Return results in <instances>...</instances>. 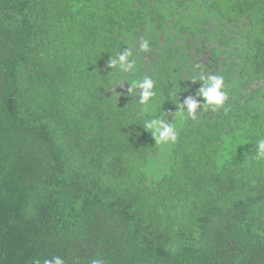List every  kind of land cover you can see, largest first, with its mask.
Here are the masks:
<instances>
[{
  "label": "trees",
  "instance_id": "16d2710c",
  "mask_svg": "<svg viewBox=\"0 0 264 264\" xmlns=\"http://www.w3.org/2000/svg\"><path fill=\"white\" fill-rule=\"evenodd\" d=\"M208 75L225 103L181 120ZM260 139L264 0H0V264H264Z\"/></svg>",
  "mask_w": 264,
  "mask_h": 264
},
{
  "label": "clouds",
  "instance_id": "9594fccd",
  "mask_svg": "<svg viewBox=\"0 0 264 264\" xmlns=\"http://www.w3.org/2000/svg\"><path fill=\"white\" fill-rule=\"evenodd\" d=\"M140 52H147L149 50V41L143 39L140 41L139 45ZM132 56L131 51L127 48L121 53H116L115 56H111L107 61V66L111 69H117V71L123 73L134 72L135 61H130L129 57ZM119 81L114 85L123 87L124 82ZM201 83V88L199 89L197 96L203 98L205 103L199 105L196 100L188 98L183 104H179V118L181 120L185 117H189L192 120L197 118V109H204L206 107H211L212 110L223 106L227 99L226 91L224 90V78L217 75H208ZM130 84L129 93L136 88L140 89L139 92V104L149 106L150 102H154L156 96L154 89V81L150 77H145L141 81L133 80ZM115 92V91H113ZM116 93V92H115ZM120 94L116 93V100ZM186 105V110H185ZM147 111V107H145ZM143 129L151 133L152 138L156 145H166L169 143H175L177 139V131L173 123L168 122L161 118H153L150 120H145ZM256 159L264 158V139H260L256 144ZM33 264H40L39 260H35ZM43 264H65V260L60 256H54L50 260H44ZM93 264H98V262H93Z\"/></svg>",
  "mask_w": 264,
  "mask_h": 264
}]
</instances>
